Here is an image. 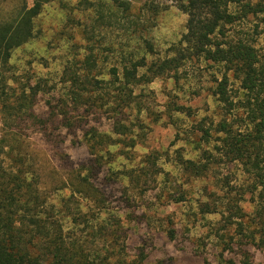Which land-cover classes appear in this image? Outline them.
I'll return each mask as SVG.
<instances>
[{
    "label": "trees",
    "instance_id": "16d2710c",
    "mask_svg": "<svg viewBox=\"0 0 264 264\" xmlns=\"http://www.w3.org/2000/svg\"><path fill=\"white\" fill-rule=\"evenodd\" d=\"M7 1L0 0V111L4 125L0 137V264H146L144 249L135 258L127 255L128 229L124 217L109 207L108 196L97 178L106 169V184L125 182L126 196L132 188L148 190L140 183L145 186L150 176L162 175V170L150 171V167L112 171L111 165H107L117 156L109 148H134L137 144L129 115L134 109L140 113L144 106L136 87L156 78H174V83L179 84V68L187 60L219 67L210 91L220 106V119L210 118L207 122V118H202L193 126L190 135L194 148L200 152L198 159L186 157L181 150L176 155V163L188 179L209 175L212 178V186L205 190L207 199L198 206L202 215H220L212 228L221 251L217 263L206 257L203 264H252L251 248L264 246V36L262 45H256L251 39L228 35L227 26L237 18L230 5L242 0H170L177 2L188 18L182 38L164 57L151 59L154 44L141 35L138 47L123 51L119 65H112L107 77L96 70L103 60L93 48L89 49L82 59L65 68L66 89L57 99L46 101L47 109L41 114L36 113L40 82L29 77L25 83L16 80L20 86L14 87L12 77L6 73L12 70L14 51L34 38L36 20L46 4L56 0H33L32 4L28 0H13L16 6L5 10L2 4ZM94 4L88 1V5ZM96 5L101 8L99 21L104 22L103 9L107 8L109 17L117 18L122 13L130 27L135 25L134 34L138 32L140 24L128 13L131 0L98 1ZM241 7L243 16L264 12L262 1L245 2ZM232 82L238 83L236 89ZM167 112L175 127L176 113L193 115L191 107L174 99L167 105ZM96 114L111 120V132L92 125L91 118ZM32 117H42L39 122L45 132L51 129V122L57 124L59 134L65 132L78 138L82 135L91 154L90 168H75L67 177L70 193L60 206L50 201L42 189L40 174L23 142L25 122ZM101 148L108 159L100 153ZM234 163L240 164L247 176L243 183H235L229 174L221 177L213 172L215 165ZM247 195L254 202L252 213L242 203ZM169 196L162 206L171 200H186L183 191L174 199L172 194ZM79 198L91 205L85 209ZM158 199L162 200L159 194ZM148 216L144 213L139 220L146 222ZM161 219L167 221L164 231L168 237L175 239L174 218L165 214ZM230 252L239 259L228 256ZM155 264L170 263L161 259Z\"/></svg>",
    "mask_w": 264,
    "mask_h": 264
},
{
    "label": "rangeland",
    "instance_id": "374dc122",
    "mask_svg": "<svg viewBox=\"0 0 264 264\" xmlns=\"http://www.w3.org/2000/svg\"><path fill=\"white\" fill-rule=\"evenodd\" d=\"M28 1L32 4L33 0ZM88 1L95 4L88 5ZM98 1L108 0H56L46 4L36 20L34 38L14 51L12 70L6 74L15 80H10L14 87L20 86L16 80L25 83L29 77L32 81L40 82L42 90L36 102L37 114L45 112L46 101L57 99L66 89L63 71L68 64L78 62L89 49L93 48L103 60L96 70L108 77L109 68L114 64L119 65L123 51L127 53L138 47L142 36L154 44V54H151L150 58L156 59L164 57L185 32L188 15L175 1L131 0L132 7L128 13L135 23L140 24L135 34V25L130 27L128 19L121 16L122 13L117 18H112L108 16L109 12L105 8L103 12H106V18L104 22L99 21L101 8L96 5ZM258 1L264 2L242 0L231 3L230 10L237 18L227 26L229 36L244 37L251 39L256 45H262L264 12L243 16L241 7L245 2ZM151 4L159 8L156 10ZM15 6L13 0L2 4L5 10ZM141 29L143 30L140 32ZM217 71V66L211 67L204 62L187 60L179 68V84L174 83V78H156L151 83L136 87V93L141 94L140 99L144 106L140 113L134 109L129 115L135 126L137 144L134 148L123 145L110 146L109 151L117 157L107 166L111 165L114 172H121L126 167H150V171L162 170V175L153 177L148 174L150 182L145 186L143 182L140 183V187H148V190L132 188L127 191L126 196L123 194L125 182L107 181L106 184L103 179L107 175L106 169L97 178V182L108 196L109 207L124 217L128 229L127 255L131 258H135L144 249L147 255L146 264H155L161 259L170 264H203L206 257L217 263L221 246L218 244L219 238L215 236L216 230L212 227L217 224L220 215H202L198 206L201 201L207 199L205 190L212 186V178L209 175L207 178L188 179L187 174L176 163L178 150L188 158L198 159L200 152L194 148L193 136L190 135L193 126L202 118H207V122L210 118L215 121L220 119V106L210 91L213 76ZM232 87L236 89L238 83L232 82ZM173 99L191 107L193 111L191 116L176 113V127L170 122L167 112V105ZM41 120L42 117H37L36 120L33 117L28 118L22 131L23 142L40 174L42 189L50 201L60 206L63 198L70 193L66 188L67 177L75 168H90L91 154L82 142V135L78 138L65 132L59 134L57 124L51 122V129L45 132L39 122ZM91 123L100 131L112 130L111 120L104 114L93 116ZM3 129L0 111V137ZM102 149L100 153L105 154L106 160L109 156L105 149ZM153 164L156 168L151 166ZM213 172H217L221 177L229 174L238 184L243 183L247 177L242 166L235 163L215 165ZM181 191L186 195V200H171L161 205L162 201L169 199V195L172 194L174 199ZM158 194L162 200L158 199ZM79 199L85 209L91 205L88 200ZM242 203L247 212H253L254 202L250 200L249 195L245 196ZM129 212L132 216L128 215ZM144 213L149 215L144 220L146 222L139 220L144 218ZM165 214H171L175 221L177 236L173 240L164 231L168 224L161 218ZM82 235H86L85 230ZM251 255L252 264H264V246L252 247ZM228 256L237 257L234 252H230Z\"/></svg>",
    "mask_w": 264,
    "mask_h": 264
}]
</instances>
